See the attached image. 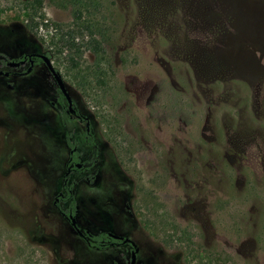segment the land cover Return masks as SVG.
<instances>
[{
	"label": "rangeland",
	"instance_id": "374dc122",
	"mask_svg": "<svg viewBox=\"0 0 264 264\" xmlns=\"http://www.w3.org/2000/svg\"><path fill=\"white\" fill-rule=\"evenodd\" d=\"M24 1L0 0V59L50 53L94 144L43 63L0 76V264H129L53 205L65 134L82 231L130 239L135 264H264V0H42L33 21ZM77 11L102 37L101 79L83 44H58Z\"/></svg>",
	"mask_w": 264,
	"mask_h": 264
},
{
	"label": "flooded vegetation",
	"instance_id": "af4514ba",
	"mask_svg": "<svg viewBox=\"0 0 264 264\" xmlns=\"http://www.w3.org/2000/svg\"><path fill=\"white\" fill-rule=\"evenodd\" d=\"M34 54H41V53L24 54V55H22V56H20V57H18L16 59H12V60H7L5 58V56L2 55L3 58L0 59V76L6 78V77H9V76H19V75H24L26 73H29L34 66H36V65H38L40 63H43L42 60L39 57H37L36 55H34ZM43 55H45V54H43ZM22 60L24 61V63L23 64H20L18 67H9L8 66V62H13V61L14 62H20ZM5 66L8 67L11 70H8V71L1 70ZM24 66H25V68L22 69ZM13 70H18V71H13ZM52 78H53V76H52ZM53 80H54V78H53ZM2 86H3V84L0 82V90H1ZM7 87L10 88L11 87V84L7 83ZM3 88H4V86H3ZM56 89H57L58 94H59L58 99H59V97H62V103L59 104V101H58V104L57 105L60 106V109H62L61 111H64L66 114L69 115V117H75L79 123H84V127L85 128H84L83 139L87 143L91 144L90 143V140L93 139V137H92V133L93 132H92L90 118L88 116H86V115L78 112L76 109H74L73 106H72V100H71V107L74 110V112H68V104L66 102V99L62 96V94L58 90L57 85H56ZM67 136H69V135L68 134H65V136H64V143H65L66 147L69 148L68 157H67V159L65 161V173L63 174V177H62V183H61L60 191L54 197L53 205L56 207V209L58 210V212L60 213V215H62V217L65 220H67L68 223H70V226L79 235V237L82 240L85 241V243L88 246L91 247V242H94L93 241V238H92L93 236L97 235L98 233H103V234H105V237L107 239L105 241H102V242L104 244L108 245V247L109 246H113V245H127L130 248V253H131V251L133 250L134 247L130 243H128V242H123L122 240H116V239H113V238L109 237L108 236V233H111V232L98 231V232H95L94 233V232H90L88 230L82 231L78 227V225L76 224V221L74 219V211H75V209L74 208H70V205H69V202L68 201L66 202L67 208L65 210H62L60 208L59 204L60 203H63L61 201V199L65 195V190H64L63 187L64 186L68 187L71 184V183H69L70 176L73 173H75V172L82 173L86 169L85 168V164L80 159V155L81 154H80V151L78 149L77 141L76 140H73L71 138V136H69L70 141L75 142V146L69 147L68 144H67ZM85 178H87V176ZM69 191L72 194V189H70ZM72 220H74V224H72ZM76 228H78V230H79L80 233L77 231ZM118 236H121V235H118ZM123 238H126V237H123ZM129 264H130V261H129Z\"/></svg>",
	"mask_w": 264,
	"mask_h": 264
},
{
	"label": "trees",
	"instance_id": "16d2710c",
	"mask_svg": "<svg viewBox=\"0 0 264 264\" xmlns=\"http://www.w3.org/2000/svg\"><path fill=\"white\" fill-rule=\"evenodd\" d=\"M42 7V0H26L22 3V8L27 11L29 21H33L36 17H42L41 13ZM73 27H67V30L61 33V37L58 41V44L61 46H66L69 51L76 52L79 48V45L83 44V46L89 50L93 56V66L95 72H97V78L101 79L102 74L104 72V49L102 47V37H98V33H96V25H94L90 21H83L79 23L83 19V13L80 11L75 12L73 16ZM56 28L62 29L64 27L60 25H56ZM37 27V25H36ZM78 41H75V37H77ZM80 43V44H79ZM73 49V50H72ZM70 54V52H69ZM48 57H51L50 53L46 54ZM59 104L62 103V97L58 99ZM91 144H94V140H90ZM67 144L69 147L75 146V142L70 141L69 136H67ZM65 190V195L61 199L62 202H69L70 208H74L75 201L73 199V195L70 193L71 184L66 187H63ZM93 241L91 242V247L97 250H102L108 247V245L104 244L102 241H105L107 238L105 234L98 233L97 235L93 236Z\"/></svg>",
	"mask_w": 264,
	"mask_h": 264
},
{
	"label": "water",
	"instance_id": "95a60500",
	"mask_svg": "<svg viewBox=\"0 0 264 264\" xmlns=\"http://www.w3.org/2000/svg\"><path fill=\"white\" fill-rule=\"evenodd\" d=\"M34 55H36L37 57H39L42 60V62L45 64V66L47 67V69L49 70L51 75L53 76L58 90L60 91L62 96L66 99V102L68 104V112H74V110L71 107V99H70L68 93L66 92V89H65L64 83L61 79V76H60L59 72L57 70H55L54 67L52 66L50 59L46 55H43V54H34ZM23 63H24L23 60L20 62H14V61L8 62V66L9 67H18L20 64H23ZM72 224H74V220H72ZM76 229L79 232L78 228H76ZM108 236L113 238V239H116V240H122L123 242H128L134 247L130 253V264H135L137 248L135 247L134 243L128 238H123L122 236H118V235L113 234V233H108Z\"/></svg>",
	"mask_w": 264,
	"mask_h": 264
}]
</instances>
